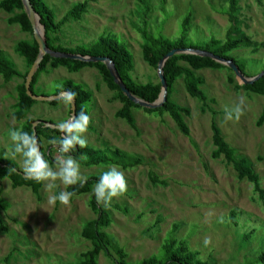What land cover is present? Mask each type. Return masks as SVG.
Masks as SVG:
<instances>
[{"label":"rangeland","instance_id":"obj_1","mask_svg":"<svg viewBox=\"0 0 264 264\" xmlns=\"http://www.w3.org/2000/svg\"><path fill=\"white\" fill-rule=\"evenodd\" d=\"M81 1L45 0L57 20ZM226 7L227 0H91L81 20L62 26L60 43L89 47L100 36L115 35L132 54V78L139 83L158 82V70L143 60L141 43L144 38L137 28L149 36L174 40L181 34L184 17L191 12L187 44L201 45L211 37L225 40L229 30ZM11 15L0 10V50L24 73L30 67L15 47L19 41H31L33 35L23 32L17 24H8L7 18ZM230 33L233 39L247 35L254 45L240 46L229 55L238 61L247 77L261 72L264 69V0H240L235 27ZM180 63L185 66L182 61ZM87 70L50 69L47 74H41L42 86L35 85L34 91L38 95L51 96L56 89L64 90L65 83L70 81L73 86L94 92L97 97L93 94L88 103L90 128L84 134L86 145L101 150L119 148L127 153L128 162L136 157L142 159L131 169L80 164L83 181L109 167H117L125 175L126 193L114 197L109 206L100 205L111 218V224L104 231L125 249L127 260L136 264L158 253L176 223L178 228L174 236L186 239L208 264H252L264 251V201L260 200L252 183L238 178L231 164L222 157H211L215 149L211 123L214 120L218 124L225 141L238 156L249 160L264 188V123H257L264 106L262 96L243 88L234 89V84L227 80L229 76L236 84L243 83L233 70H197L196 74L203 79L201 88L208 97V104L217 111L212 114L186 92L182 77L178 78L170 98L190 109L184 121L194 145L179 131L168 113L160 116L135 108L133 117L137 130H134L124 119L115 116L121 107L114 99L116 92L106 87L97 72L88 74ZM21 81L13 78L5 82L0 75V159H12L8 134L13 129H21L25 120L18 122L12 115L16 85ZM241 99L244 100L243 114L238 120H227L225 109L234 108ZM48 106L47 101L37 100L26 116L40 115L56 121L44 111ZM54 112H58L57 109ZM51 154L56 160L60 157L55 147L51 148ZM13 160L21 165L19 158ZM49 164L56 166V163ZM150 172L165 184L152 183ZM45 183L38 197L29 187L13 188L7 178L0 181L3 200L0 216L9 227L8 232L0 230V264H71L91 247L90 241L81 236L84 224L96 217L89 207L90 194L72 197L68 205L59 201L53 205L48 198L66 191V186L57 181L58 187L49 190ZM114 204L127 207L128 212L116 210ZM234 209L237 226L230 218V211ZM158 215L162 221L153 225ZM246 234H249L248 239L244 238ZM205 240L209 241L207 245ZM98 262L114 264L102 252Z\"/></svg>","mask_w":264,"mask_h":264},{"label":"trees","instance_id":"obj_2","mask_svg":"<svg viewBox=\"0 0 264 264\" xmlns=\"http://www.w3.org/2000/svg\"><path fill=\"white\" fill-rule=\"evenodd\" d=\"M90 1L91 0H83L73 4L70 9L65 12L63 17L60 20H57L54 11L46 4L45 0H30L35 12L39 15L40 23L44 26L48 47L52 50L60 52L109 58V60L114 63L120 79L126 84L127 88L132 94L146 102H155L158 99L162 89L160 81L139 83L132 78L131 71L134 67L132 54L124 43L117 40L115 35L108 34L106 36H100L93 42V44L89 45V47L84 45H76L72 47L60 43L59 34L61 32L62 26L67 22L81 20L83 14L87 12ZM138 1L145 2L146 0ZM239 1L240 0H227L225 13L229 22V30H227L225 40L211 37L209 41L201 45L187 44L185 39L188 37L191 27V12L187 13L184 17L182 21L181 34L177 39L174 40L165 38L163 36H149L148 33L141 30L140 28H137L138 32H140L144 38L143 43H141L143 60L150 67L158 69L160 60L163 59L172 49H195L213 53L225 59H231L244 73V69L238 63V61L229 55V52L239 48L240 46L252 47L254 45V41L247 35L241 34L240 37L236 39L230 37V30L235 27V22L237 20ZM0 10L12 14L7 18L8 24H17L23 32H28L33 35V28L25 10L23 0H0ZM148 10L149 8L146 9V12ZM15 50L20 56L24 57L28 67H31L38 56L39 46L33 36L31 41H19L16 44ZM181 61L185 63V66L180 63ZM60 66L65 67L70 72L79 71L80 69L87 66L96 68L101 76L102 81L106 84L108 89L110 91L116 92L114 99L119 100L122 104L121 107L116 111L115 116L124 119L134 130H137V126L135 123V118L133 117V109L143 108V110L147 113H156L160 116L168 113L177 125L179 131L188 137L191 143L194 145L195 142L191 138L190 129L184 121V116H188L190 114V109L176 104L170 98L177 79L182 77L186 92L191 97L198 99V101L203 106H206L212 114H216L217 111L208 104V97L201 88L203 79L196 74V71L200 69L223 68L232 70L226 64L219 62L209 56H201L199 54L184 52L174 54L165 61L163 66V74L167 82L166 101L161 106L147 108L131 101L122 92L104 62L58 58L52 57L49 54L43 56V59L33 76L30 85V89L33 94H37L34 91V86L37 84L40 74ZM27 73L28 71L24 73L20 72L15 67L14 62L5 56L4 51L0 50V75L2 76L3 80L5 82H9L13 78H20L22 80L16 85L17 101L14 104V111L12 113L13 118L18 122L25 119L21 129L29 132L30 134H34L35 132L39 141V146L44 152L45 159H47L49 163H56L57 160L51 154V148L55 147L59 153L58 144H52L50 141L53 139L58 140L63 134L60 133L57 128L44 126L43 123L37 124L34 131L32 128V123L35 120L26 119L27 112L37 101L28 96L26 93L25 81ZM244 75L246 74L244 73ZM227 80L230 84H234V89L238 90L243 88L254 94L262 96L264 100V76L253 83H246L242 85L236 84L234 78L230 76L227 78ZM64 90L75 93L74 101L76 104V116H78L81 111H85L87 114L89 113L88 103L92 97V93L90 91H87L79 86H73L70 81L65 83ZM61 91V89H57L55 91V95L59 94ZM61 101L62 98H58L50 101L49 103L53 106H56ZM257 123L258 125H262L264 123V106ZM211 136L213 145L215 146V149L211 152V157L213 159H219L222 157L226 163L231 164L234 170L237 172L238 178L246 179L252 183L254 191L258 194L260 200L264 201V188L260 185V177L258 173H256L253 165L247 158L238 156L234 148L225 141L220 127L214 120L211 123ZM44 142H47V145H45ZM59 155L61 156L62 154L59 153ZM70 155H72L79 164L86 166L104 164L120 166L123 169H131L139 165L142 161L140 157H136L131 162L126 161L127 153L119 148L101 150L94 149L87 145L85 147H80L77 145L72 150ZM22 173L23 171L20 170L15 160L9 158L0 159V181L7 178L11 181V186L13 188L22 186L29 187L32 193L39 197V190L43 184L31 179H26ZM101 174L102 173L89 176L87 179L76 185L66 186V191L74 193L73 197L89 193V207L96 214L94 219H90L84 224L81 231V236L84 239L90 241L91 247L81 252L79 259L71 264H99L98 256L101 252L110 258L114 264H131L127 260L128 254L125 249L120 246L113 236L104 231V229L111 224V218L109 213L96 202L92 193L93 187ZM149 177L151 182L154 184H165V181L160 180L154 172H150ZM2 202L3 200L0 198V205L3 207ZM113 207L118 211H122L124 213L128 212L127 207H122L119 204H114ZM230 218L233 224L237 226L238 221L236 220L235 209L230 211ZM161 221L162 218L158 215L153 225H157ZM177 228L178 225L175 223L173 225L172 232H170V234L164 239L158 253L144 258L138 261L136 264H208L207 260H203L200 257L199 251L193 250L190 247L186 239H180L174 236V232L177 230ZM0 230L2 232H8L9 230L8 225L1 216ZM248 236L249 234H246L244 238L248 239ZM113 253L116 256H114ZM8 258L9 255L5 258L6 263L8 262ZM252 264H264V251L258 254L257 258L253 260Z\"/></svg>","mask_w":264,"mask_h":264},{"label":"clouds","instance_id":"obj_3","mask_svg":"<svg viewBox=\"0 0 264 264\" xmlns=\"http://www.w3.org/2000/svg\"><path fill=\"white\" fill-rule=\"evenodd\" d=\"M61 98L63 103L71 104L75 100V93L62 92ZM243 104L244 100L241 99L234 108H226V119L238 120L243 114ZM89 124L90 116L85 111H81L78 116L57 125L59 132L63 135L58 140L50 141L52 144H58L59 153L62 154L57 158L55 167L45 159L37 137L20 128L13 129L8 134L11 142L10 156L12 159H20V166L26 179L40 183L46 182L45 187L49 190L58 187L57 181L64 186L76 185L82 182L83 178L80 174V164L70 153L77 145L86 146L84 134L88 131ZM126 191L127 181L124 173L117 167H109L99 176L92 193L98 204L109 206L114 197L122 196ZM73 195L74 193L70 191H60L58 194L51 195L48 202L54 205L59 201L61 204L68 205ZM204 243L207 245L209 241L205 240Z\"/></svg>","mask_w":264,"mask_h":264},{"label":"water","instance_id":"obj_4","mask_svg":"<svg viewBox=\"0 0 264 264\" xmlns=\"http://www.w3.org/2000/svg\"><path fill=\"white\" fill-rule=\"evenodd\" d=\"M25 10L27 12L29 21L32 25L33 28V36L39 46V53L38 56L35 60V62L32 64L30 67L27 76H26V81H25V87H26V93L28 96L33 98L34 100H42V101H52L58 98H61V93L65 92L61 91L59 94L53 95V96H45V95H37L33 94V92L30 89L31 81L33 79V76L40 64V62L43 59V56L46 54L51 55L52 57H58V58H70V59H76V60H81V61H92V62H104L109 69L111 75L114 77L115 82L119 85L120 89L122 92L133 102L139 104L140 106L147 107V108H154L157 106H161L167 99V82L163 74V66L165 61L173 56L174 54L184 52V53H194V54H199L201 56H209L219 62H222L226 64L228 67H230L235 75L241 80L243 84L246 83H253L254 81L258 80L262 76H264V69L259 72L258 74L254 76H249L247 77L244 75V73L240 70L238 65L231 59H225L220 57L219 55H215L213 53L209 52H204L202 50H195V49H180V48H174L170 52L166 54V56L160 60L159 65H158V77L162 86L160 95L158 99L153 102H146L134 94L130 92V90L127 88L126 84L120 79L116 68L114 66V63L109 60L107 57H101V56H84L81 54H76V53H68V52H60L56 50H52L48 47L47 42H46V37H45V32H44V26L40 23V18L39 15L35 12L34 7L32 6L30 0H23ZM71 114L70 118L76 116V104L75 101H73L71 104ZM70 118L68 120H70ZM43 123L44 126L50 127V128H57V125L50 123V122H40V121H34L32 123V128L35 131V128L37 124ZM58 129V128H57ZM34 135L36 136V133L34 132ZM21 172V171H19ZM22 175L25 177V175L22 173Z\"/></svg>","mask_w":264,"mask_h":264},{"label":"crops","instance_id":"obj_5","mask_svg":"<svg viewBox=\"0 0 264 264\" xmlns=\"http://www.w3.org/2000/svg\"><path fill=\"white\" fill-rule=\"evenodd\" d=\"M60 67H63V66H60ZM59 67H57V68H55V70H57ZM65 68V67H64ZM86 69H88L87 71H88V74L90 73V72H97L98 73V71H97V69L96 68H94V67H90V66H87V67H84V68H82V69H80L79 71H82V70H84V71H86ZM68 70V69H67ZM79 71H76V72H79ZM49 72V71H48ZM48 72H43V73H41V74H47ZM86 73V72H85ZM41 74H40V76H39V78H38V81H37V84L36 85H38V86H42L41 85V81L39 82V79H40V77H41ZM99 74V73H98ZM100 75V74H99ZM44 78H45V76H44ZM100 78H101V76H100ZM41 80V79H40ZM102 80V79H101ZM103 82V81H102ZM104 83V82H103ZM105 84V83H104ZM106 85V84H105ZM107 87V86H106ZM108 88V87H107ZM57 90V89H56ZM55 90V91H56ZM62 91H64V90H62ZM93 94L95 95V93L94 92H92V96H93ZM38 95V94H37ZM53 95H55V92H54V94ZM53 95H51V96H53ZM46 96V95H45ZM48 96H50V95H48ZM96 96V95H95ZM97 97V96H96ZM16 98H17V94H16ZM17 101V99L15 100V102ZM91 101V100H90ZM116 101H119V100H116ZM15 102H14V104H15ZM48 102V104H49V106L47 107V108H43L44 109V111L46 112V114H51L55 119H56V121H53L50 117L48 118V117H40V115H36V116H33V117H31V116H26V119L28 118V119H33V120H35V121H40V122H50V123H53V124H55V125H58L60 122H62V121H65V120H68L69 118H70V104H65V103H63V100L58 104V105H56V106H53V105H51L49 102L50 101H47ZM120 102V101H119ZM14 104H13V111H14ZM35 104V103H34ZM34 104H33V106H34ZM122 105V104H121ZM52 108H53V110H52ZM31 109V108H30ZM57 109V111L58 112H54V110H56ZM50 111L52 112V113H50ZM13 113V112H12ZM116 113V112H115ZM88 115L90 116V111H89V113H88ZM46 118H48V119H46ZM25 121V120H24ZM22 123H24V122H22ZM90 128V127H89ZM44 144H45V142H44ZM45 145H47V144H45ZM57 151V150H56ZM58 152V151H57ZM18 164V163H17ZM18 166H20L19 164H18ZM20 168V170H22V168L21 167H19Z\"/></svg>","mask_w":264,"mask_h":264}]
</instances>
